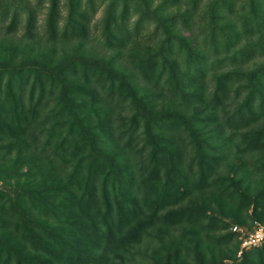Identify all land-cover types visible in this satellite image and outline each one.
Listing matches in <instances>:
<instances>
[{
    "label": "trees",
    "instance_id": "1",
    "mask_svg": "<svg viewBox=\"0 0 264 264\" xmlns=\"http://www.w3.org/2000/svg\"><path fill=\"white\" fill-rule=\"evenodd\" d=\"M95 1L0 0V264H264V0Z\"/></svg>",
    "mask_w": 264,
    "mask_h": 264
},
{
    "label": "rangeland",
    "instance_id": "2",
    "mask_svg": "<svg viewBox=\"0 0 264 264\" xmlns=\"http://www.w3.org/2000/svg\"><path fill=\"white\" fill-rule=\"evenodd\" d=\"M95 4H98L99 2H98V0L97 1H95L94 2ZM63 13H64V11H63ZM101 10L95 15V18L93 19V23H94V21L96 20H98V18L101 16ZM43 14H40L39 15V17H38V19H39V23H41L42 24V22H43ZM96 31H98L97 29L95 30V33H96ZM86 168L88 169V171H89V169L90 170H97V167H95V166H91L90 164H89V162L88 161H84V163L82 164V172L83 173H86ZM21 191H23V189H21ZM20 191V192H21ZM9 193H13L12 191H9ZM92 196H94V194L92 195ZM92 196H90V197H92ZM61 205H62V208H67V207H69L70 206V204L69 203H61ZM231 205H232V207L233 208H238L239 206H240V197H238L235 201H233V202H231ZM224 205H222V207H223ZM227 207H229V206H226V209L225 210H219L218 209V211L216 212V216L218 217V218H223V220H225V221H227V222H230L231 220H233V216L230 214V213H228L229 212V209L227 208ZM246 207V206H245ZM252 205H249L248 207H246V208H244V214L245 213H247V214H251V213H253V209H252ZM227 212V214H225L224 213V215H220V214H223V213H221V212ZM48 213H49V215H50V211H48ZM224 216V217H223ZM30 217L32 218V216L30 215ZM44 217V216H43ZM13 220H16L15 218L13 219ZM33 220H35L34 218H33ZM0 224H3V222L1 221V223ZM206 226V225H205ZM205 226H202L201 228H200V232L201 231H204V230H206L207 229V226L205 227ZM231 230V229H230ZM162 233L163 232H159V234L162 236ZM227 233H229V229L228 228H223V229H219L218 227H215V229L212 231V232H207V235L209 236V237H211V239L209 238V237H207L205 234L206 233H201L202 235H204L205 236V239L207 240V242L210 244V246H211V248L212 249H214L215 248V246L218 248V241L216 240V239H220V237H222L224 234H227ZM148 234H149V230L146 232V237L148 238ZM216 236V237H215ZM85 238H84V235H83V233H78V235L76 236V242L77 241H79L80 243H81V241L80 240H84ZM228 239V237L227 238H224L223 240L224 241H226ZM169 240V242L166 244V247L167 248H170V247H174V243L172 242V239H168ZM144 241H146V240H144ZM161 242H163V240H161L160 238H155L154 240H153V242H151V243H153V244H155V245H157V244H160ZM234 244H235V241H234V243H233V246L232 247H230V248H225V249H223V250H228V251H222V252H220L219 253V255H218V259L219 260H221V262H223V261H225V262H228L229 261V254H231L232 253V251L234 250ZM224 246H226V242L223 244V247ZM142 247V245L140 244L139 245V248H141ZM145 247H146V245H145ZM144 247V245H143V249L145 248ZM150 248H153V245L152 246H150ZM162 249V246H161V248H160V250H159V252H158V255L157 254H154V255H152V256H155V255H157V256H161V257H158L162 262H164V260H165V257L167 256V249H165L164 251L163 250H161ZM191 250L192 251V247L190 246H187V245H183V246H181V247H179V246H177L176 247V251L178 252V253H180L181 255H182V252H185V250ZM151 250V249H150ZM149 250V251H150ZM196 253V250L194 249V251H193V254L192 255H189V254H187L186 252V254L184 255V256H180L179 254H176V256H173L172 257V263L173 264H185V262H191V263H193V262H198L197 261V258H195L194 259V257H195V253ZM179 259V260H178ZM177 260H178V263H177ZM171 263V264H172ZM143 264H156V263H154L153 261H151V258H149L148 259V261L146 260ZM159 264H164V263H159Z\"/></svg>",
    "mask_w": 264,
    "mask_h": 264
},
{
    "label": "built area",
    "instance_id": "3",
    "mask_svg": "<svg viewBox=\"0 0 264 264\" xmlns=\"http://www.w3.org/2000/svg\"><path fill=\"white\" fill-rule=\"evenodd\" d=\"M230 229L235 232L241 240L238 255L243 249L257 246L264 242V223L258 220L253 221L251 230L237 224H233Z\"/></svg>",
    "mask_w": 264,
    "mask_h": 264
}]
</instances>
